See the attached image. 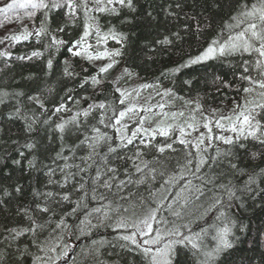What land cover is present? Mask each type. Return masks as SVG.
<instances>
[{"label": "snow or ice", "instance_id": "snow-or-ice-1", "mask_svg": "<svg viewBox=\"0 0 264 264\" xmlns=\"http://www.w3.org/2000/svg\"><path fill=\"white\" fill-rule=\"evenodd\" d=\"M137 5L138 0H10L0 7L6 20L24 9L33 22L31 30L24 26L19 34L0 38V44L34 39L43 47L17 60L33 61L47 53L48 76L63 49L89 66H80L85 75L79 87L90 84L103 97H84L91 100L87 107L64 118L57 114L70 111L66 103L47 105L55 91L51 85L31 94L0 87V108L7 109L3 115L23 121L22 137L11 140L19 157H11V164L46 177L27 201L21 199L19 182L11 189L0 185V209L8 212L11 201H17L11 210L15 223L0 224V264H224L250 231L237 213L264 211V0H204L193 12L184 10V0H172L164 11L175 21L184 20L181 29L145 43L158 56L182 41V32L194 29L200 37L213 30L212 14L227 10L197 53L160 77L170 79L210 61L236 60L244 85L237 91L243 97L229 114L218 109L205 114L199 99L185 100L173 87H164L160 77L121 88L122 80L138 75L128 66L110 82L115 99L105 95L108 74L126 55L130 34L123 29L137 19ZM77 28L73 36L70 30ZM110 41L117 46L109 47ZM12 56L9 48L0 50L4 68L11 67ZM62 75L75 79L80 73L65 59ZM144 90L155 95L140 103ZM177 100L182 107L176 108ZM9 156L0 159V169L7 167ZM97 235L86 246L70 242ZM258 237L264 239V230ZM108 248L120 250L117 259L105 258Z\"/></svg>", "mask_w": 264, "mask_h": 264}, {"label": "trees", "instance_id": "trees-1", "mask_svg": "<svg viewBox=\"0 0 264 264\" xmlns=\"http://www.w3.org/2000/svg\"><path fill=\"white\" fill-rule=\"evenodd\" d=\"M172 0H138L137 13L134 23L131 26L124 27V31L130 34V43L126 49V55L107 76V82L104 85L105 95L109 99H115L112 95V88L110 82L120 75L123 67L128 66L134 73L131 78L122 80L119 84L121 88L133 85L136 81L143 83H151L157 77H160V73L167 68L175 67L179 63H182L188 58L189 55H195L197 51L209 40L215 30V26L219 25L221 20L226 18L227 10H223L218 13H213L214 28L204 33L203 36L197 37L193 34L194 29L190 30L187 34L182 32L184 39L177 41L175 46L170 47L166 52L155 55L150 52L146 47V42H151L163 33L177 31L181 29L184 24V20L175 21L170 17H167L164 9L167 4ZM204 0H184L185 8L187 12L201 10V5ZM147 12L152 13V17L147 15ZM4 25L8 27L11 33H18L23 30L24 26L32 27L33 22L26 18L21 20L17 24V20H4ZM18 19V17H17ZM40 19L39 13L36 17V23L38 24ZM11 22V23H9ZM115 23V21H114ZM18 25V26H17ZM17 26V27H16ZM16 28V30H14ZM73 36H76L80 29L70 30ZM45 42H47L45 40ZM94 43V41H93ZM117 46L114 42H109V47ZM13 53L12 59L8 61L11 67L4 68V60L0 59V87H7L9 90L23 88L29 94L35 92L38 88H43L46 84L54 87L55 91L48 97L47 105L49 108L58 106L61 102L66 103L70 111L57 114L62 115L64 118L72 115L78 108L87 107V104L91 100H85L84 97H91L92 99H102V96L96 95L99 89H94L93 86L85 85L84 88H80V79L85 73L81 72L80 66L89 67L85 61L78 58H72L71 53L61 50V54L54 60V66L51 71V75L45 76V57L41 59H34L33 61H20L16 57L20 55L30 54L33 50H43L41 44H37L34 39L30 41H22L16 43L14 46L7 47ZM153 56V59L149 60L147 57ZM70 59L71 64L75 68L77 73H80L75 79L68 78L62 75L63 61ZM103 63V62H98ZM92 74H95L93 68H89ZM242 69L239 67L236 60L229 61H210L201 65H196L191 68L183 69L181 73L176 74L175 77L166 79L160 77V82L164 87H173L179 96H182L185 100L199 99L203 105L204 111L208 112L212 109L231 111L234 104L241 100L243 93L238 94V89L244 85L239 81V76ZM29 75H34L36 79L26 80ZM255 75V73H253ZM220 77L221 79H217ZM191 80L190 85L184 84L183 81ZM226 85H231L226 86ZM68 89H72L71 93H68ZM47 95V93H45ZM71 96V99L67 97ZM118 96V93L116 94ZM76 101H79L77 104ZM118 103V102H117ZM183 102L176 101V106L182 107ZM7 109L0 108V127L4 128V132L0 133V159L4 158L5 153L10 154L9 158L5 161L7 167L0 169V185L8 186L10 189L19 182L24 186V195L22 200L27 201L30 199V193L33 187L42 188L46 177L43 173H29L26 169L21 172L17 167L11 164V157L19 158L17 153L13 151L14 145L11 144V140L22 137L23 121H9L4 112ZM95 115V114H94ZM57 117L53 116L55 120ZM91 119V118H90ZM95 122V121H93ZM111 133V130H109ZM159 138L158 140H162ZM23 143V139H21ZM53 147H56L55 143ZM253 151L257 148L253 147ZM151 158L150 156L148 157ZM244 163L249 162L245 158ZM259 163V162H257ZM15 195V194H14ZM16 200L13 199L9 204V211L5 212L0 209V224L3 223H15V219L11 215V210L16 204ZM241 219L249 225L250 231L243 235L241 241L236 247L230 251V253L224 258V264H264L261 257L264 255V239L258 237V231L264 230V211L256 209L240 210L238 213ZM107 235V233H103ZM111 238V236H109ZM91 239H99V235L86 238L82 237L78 241H70L74 243L84 242L82 246H86L91 243ZM256 240V243L253 241ZM79 251V250H78ZM110 253L105 257L109 260H115L120 253L119 249L113 251L111 248L106 250ZM79 262L80 257L76 256ZM130 259V257H125ZM119 264H123V260L119 261Z\"/></svg>", "mask_w": 264, "mask_h": 264}, {"label": "rangeland", "instance_id": "rangeland-1", "mask_svg": "<svg viewBox=\"0 0 264 264\" xmlns=\"http://www.w3.org/2000/svg\"><path fill=\"white\" fill-rule=\"evenodd\" d=\"M7 2H10V0H0V7H2V6H3L5 3H7ZM25 11H26V10H24V9H19V10H17L16 12H11V13H9L8 15L12 17L11 20L16 19V20H17L16 22H17V24H18L21 20H25V19L27 18V17L24 15V14H25ZM3 17H4V15H3V14H0V22H2V26H0V38H3L5 35L10 34V33L12 32V31H10V30L8 29V27L6 26V24L4 25L5 21H3ZM17 17H18V19H17ZM4 20H6V19L4 18ZM9 23H11V22H9ZM17 26H18V25H17ZM17 26H16V27H17ZM29 29L31 30L32 27H29ZM14 30H16V28H14ZM21 31H22V30H21ZM21 31H18L17 34H19ZM9 44H10V42H6L5 44H0V50H3V49H5V48H7V47L9 46ZM142 83H143V82L136 81L133 85H130V86L125 87V88L131 89V88H133V87H137V86H139V85L142 84ZM150 94H151L152 96H154V95H155V90H144V91L142 92V94H141V97H140L139 102H140V103H143L145 97H148ZM159 99H160L159 97H156V100H159ZM152 102L155 103V100H153ZM176 108H180V107H179V106H178V107L176 106ZM176 108H173L172 110H176ZM220 112H221V113H224V114H229L231 111H225V110L223 109V110H220ZM209 113H210V111L205 112V114H209ZM146 126H147V125H146ZM201 131H204V130L201 129ZM214 131H218V130H215V129H214ZM193 135H196V134L194 133Z\"/></svg>", "mask_w": 264, "mask_h": 264}, {"label": "water", "instance_id": "water-1", "mask_svg": "<svg viewBox=\"0 0 264 264\" xmlns=\"http://www.w3.org/2000/svg\"><path fill=\"white\" fill-rule=\"evenodd\" d=\"M84 244V242H80L78 245L82 246ZM79 249V247L76 249V251ZM72 255V253H70V256Z\"/></svg>", "mask_w": 264, "mask_h": 264}]
</instances>
